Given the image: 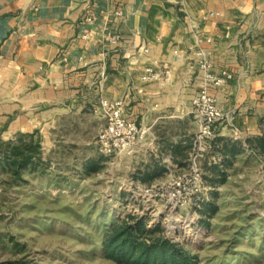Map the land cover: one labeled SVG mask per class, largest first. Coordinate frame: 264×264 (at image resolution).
<instances>
[{
	"label": "crops",
	"instance_id": "obj_1",
	"mask_svg": "<svg viewBox=\"0 0 264 264\" xmlns=\"http://www.w3.org/2000/svg\"><path fill=\"white\" fill-rule=\"evenodd\" d=\"M261 46L264 0H0V135L94 138L83 141L98 152L100 101L122 100L124 117L145 134L120 157L147 156L136 183L158 184L190 160L200 49L211 53L215 73L232 74L210 94L222 111L245 112L235 119L241 142L259 137L251 111L264 106V57L254 60ZM222 130L221 123L216 142L225 140Z\"/></svg>",
	"mask_w": 264,
	"mask_h": 264
},
{
	"label": "rangeland",
	"instance_id": "obj_2",
	"mask_svg": "<svg viewBox=\"0 0 264 264\" xmlns=\"http://www.w3.org/2000/svg\"><path fill=\"white\" fill-rule=\"evenodd\" d=\"M254 50V60L264 57V47ZM263 98L264 93L260 104ZM233 113L224 112L228 119L222 122L227 134L223 138L229 145L239 142L240 149L230 154L224 141H209V149L197 160L199 191L177 209L146 195L145 188L152 185L136 183L147 156L130 160L120 157L126 153L106 155L83 141L94 138H56L62 134L49 132V138H41L44 165L27 168L20 181L0 171V264H126L103 252L106 227L118 220L135 225L140 219L146 231H152L143 235L145 241L179 243L191 264H264L263 156L247 141L242 143L246 137L235 119L245 112ZM251 113L261 137L264 106ZM18 138L0 135L2 142ZM91 162L97 169L86 172ZM191 165L190 160L179 164L159 183L188 172ZM210 203L216 206L214 212L206 209Z\"/></svg>",
	"mask_w": 264,
	"mask_h": 264
},
{
	"label": "built area",
	"instance_id": "obj_3",
	"mask_svg": "<svg viewBox=\"0 0 264 264\" xmlns=\"http://www.w3.org/2000/svg\"><path fill=\"white\" fill-rule=\"evenodd\" d=\"M94 20L95 17L91 14L88 21L94 22ZM118 39L117 35H110L108 40L116 43ZM205 41L212 42L210 38ZM196 63L202 74V81L199 92L191 101V114L198 124L190 156L191 168L182 175L146 187L144 191L153 201L159 202L169 209L188 205L196 197L201 183V170L197 160L209 149L208 142L215 139L217 126L227 119L218 106L216 98L210 94V89L225 86L232 79V74L225 70L215 73L211 53L204 49L199 50ZM146 72L154 78H161L160 74L153 73L151 68H147ZM164 76L168 79L169 72L166 71ZM143 79H148V77ZM123 110L124 102L122 100L101 99L100 114L105 119V125L99 130L96 137L100 153L106 155L131 154L139 142L144 139L145 131L134 122L127 120L123 115Z\"/></svg>",
	"mask_w": 264,
	"mask_h": 264
},
{
	"label": "trees",
	"instance_id": "obj_4",
	"mask_svg": "<svg viewBox=\"0 0 264 264\" xmlns=\"http://www.w3.org/2000/svg\"><path fill=\"white\" fill-rule=\"evenodd\" d=\"M224 141V140H223ZM222 141V142H223ZM249 147L257 155L263 156L264 161V135L247 140ZM227 152L231 153L240 149L239 142L229 145L223 143ZM41 138L38 133L20 135L16 141L2 142L0 140V171L6 173L13 181L23 179L27 168L32 170L44 165L41 158ZM228 159V158H227ZM225 159V160H227ZM86 172L95 171L97 164H86ZM215 171L220 172L221 179H225V172L215 165ZM207 210L214 212L216 206L208 204ZM108 235L103 242V252L109 258L126 264H191V258L187 251L179 244L165 238H159L152 242L144 240L143 235L150 234L146 231L145 222L140 219L135 225L121 220L106 227Z\"/></svg>",
	"mask_w": 264,
	"mask_h": 264
}]
</instances>
